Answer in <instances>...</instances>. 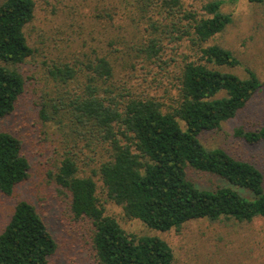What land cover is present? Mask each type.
<instances>
[{"label":"trees","instance_id":"1","mask_svg":"<svg viewBox=\"0 0 264 264\" xmlns=\"http://www.w3.org/2000/svg\"><path fill=\"white\" fill-rule=\"evenodd\" d=\"M196 1L95 0L92 19L99 27L100 22L106 25L103 39L79 63L53 64L47 71L38 118L54 129L58 157L48 177L82 227L94 264H175L164 239L126 232L105 213L106 203L158 233L178 232L199 220H264L260 170L200 141L203 132L220 130L242 111L264 81L248 69L246 77L231 72L240 61L213 41L233 22L221 10L223 1L194 8ZM122 3L140 18L130 12L122 16ZM120 9L122 17L117 18ZM34 11L33 0L0 3V119L13 114L25 93L26 79L18 68L34 54L25 36ZM165 42L190 46L173 77L162 60ZM147 66L152 83L161 82L160 76L162 82L168 80V91H174L168 102L137 88L129 73L122 74ZM158 82L154 89L160 88ZM233 136L248 145L260 144L264 151V125L237 128ZM30 168L22 141L0 129V194L11 197L28 180ZM194 173L220 184L199 187ZM57 249L36 207L18 200L0 230V264H51Z\"/></svg>","mask_w":264,"mask_h":264},{"label":"rangeland","instance_id":"2","mask_svg":"<svg viewBox=\"0 0 264 264\" xmlns=\"http://www.w3.org/2000/svg\"><path fill=\"white\" fill-rule=\"evenodd\" d=\"M2 1L0 0V3ZM33 1L34 18L26 27L25 36L34 54L18 68L26 79L25 93L13 114L0 119V129L22 141L31 165L30 176L15 188L11 197L0 194V230L7 222L16 202L26 200L36 207L58 244L51 264H94L89 258L82 227L73 221L66 197L59 193L48 177L58 162L55 154L57 138L53 128L40 122L38 105L46 90L45 80L49 67L53 64L79 63L90 53L91 48H95V41L103 39V28L106 25L100 22L99 27V22L92 19L95 0ZM205 1L211 0H198L192 5L197 8ZM221 1V10L231 14L233 22L221 35L213 38V41L231 50L240 61L241 65L231 72L246 77L245 71L248 69L254 72L260 81H264V4L250 5L245 0ZM121 7L124 9L122 16H127L130 12L134 19L140 18L134 9L126 8L127 6L124 8L123 3ZM123 9L117 12V18L122 17ZM142 24L141 22V27ZM163 48L162 60L167 64L165 70L171 72L173 77L181 58L190 54V46L187 47L185 43L177 47L165 42ZM0 65L3 63L0 62ZM147 71L152 72L151 66L132 73L126 70L122 74L129 73L137 88H146V91L168 102L169 97L174 94L173 90L168 91L171 89L168 80L162 82L165 79L160 76L158 79L161 82L156 80L152 83L153 75ZM157 82L160 88L154 89ZM161 85L170 87L162 88ZM262 125L264 87L233 119L223 123L220 130L203 132L200 141L205 148L221 149L236 159L252 163L264 178L262 146L248 145L233 136L237 128L254 130ZM84 171L90 174L89 170ZM81 175L85 173L81 172ZM192 179L199 187L211 188L220 184L214 177L203 174L194 173ZM100 198L104 201V193L100 194ZM104 208L105 213L114 217L126 232L155 235L164 239L173 251L175 264H264V220L260 218L251 223H238L233 220H221L214 224L205 220L192 221L178 232L171 230L158 233L148 230L137 220L124 218L121 209L112 203H106Z\"/></svg>","mask_w":264,"mask_h":264}]
</instances>
